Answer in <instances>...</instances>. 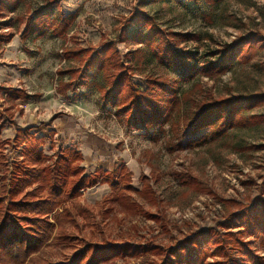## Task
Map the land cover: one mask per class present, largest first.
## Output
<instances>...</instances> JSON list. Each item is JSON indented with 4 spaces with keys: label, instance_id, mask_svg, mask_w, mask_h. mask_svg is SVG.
I'll use <instances>...</instances> for the list:
<instances>
[{
    "label": "rangeland",
    "instance_id": "374dc122",
    "mask_svg": "<svg viewBox=\"0 0 264 264\" xmlns=\"http://www.w3.org/2000/svg\"><path fill=\"white\" fill-rule=\"evenodd\" d=\"M44 1L14 0L13 11L7 17L0 16V34H14L11 42L0 45V115L5 126L0 136V162L2 158L10 164L22 160L21 150L28 140L24 131L29 128L36 139L46 138L45 143L28 140L27 145L43 149L48 165L54 166L61 148L74 147L83 153L87 174L99 168L113 172L124 167L135 189L126 194L131 203L121 206L113 199L123 182L112 187L111 179L68 203L78 221V227H68L74 246L48 251L50 264L69 262L88 242L120 247L147 243L150 249L187 245L195 233L228 217L236 221L246 208L264 209V0H61L63 15L74 16L69 35H32L24 41L26 21ZM135 13L143 18L131 20L122 36L124 20ZM5 22H11L8 29ZM153 25L177 48L172 67L154 54L158 41L150 46L146 40ZM239 36H252L256 41L251 61L235 62L221 77L205 74L203 70L219 62L224 47ZM152 37L155 41L156 36ZM105 42L114 45L124 63L133 67V81L140 89L146 87L148 76L161 77L171 85L178 99L174 119L181 124L202 105L219 99L247 96L248 106L229 129L220 130L221 122H217L196 131L191 138L197 143L184 150L170 144L173 133L169 126L164 132L157 128L128 130L116 107L105 103L98 91L104 85L101 73L94 75V70H89L94 83L78 94L57 93L58 70L67 72L74 67L72 59L63 57V50L97 48ZM15 89L25 91L29 100L11 98L8 94ZM52 130L55 135L50 138ZM17 134L23 145L14 147L16 141L7 144ZM4 170L0 165V177ZM142 175L153 177L157 201L136 192L142 188ZM185 176L193 182H184ZM141 211L159 217L150 219ZM218 230L224 235L228 231ZM229 230L239 234V239L264 261L263 224L256 234L239 226ZM214 250L210 248L204 264L224 260ZM225 252L237 260L236 264H250L237 250ZM170 259L175 261L173 256ZM153 261L160 263L149 251L139 257L124 254L105 264Z\"/></svg>",
    "mask_w": 264,
    "mask_h": 264
},
{
    "label": "trees",
    "instance_id": "16d2710c",
    "mask_svg": "<svg viewBox=\"0 0 264 264\" xmlns=\"http://www.w3.org/2000/svg\"><path fill=\"white\" fill-rule=\"evenodd\" d=\"M60 2L61 0H45L42 5L34 9L33 16L25 24L22 36L24 41L32 35L42 37L51 33L59 38L69 35L74 16H64ZM14 5V0H0V16L7 17L8 13L13 11ZM142 18L140 13H135L129 20L125 19L122 36L126 35L131 20ZM21 20L25 21L23 18ZM10 23L5 22L3 25L8 29ZM156 27L154 25L149 27L146 34L148 39L146 37L145 39L150 46L158 41L154 45L158 47L154 48V54L162 56V61L172 67L177 61V48L168 44L166 35ZM152 36H156L155 41L152 40ZM13 38L12 32L1 33L0 45L11 42ZM255 48L256 41L252 36H239L224 47L225 53L221 60L209 64L203 72L209 76L221 77L227 74L235 62L249 63ZM62 53L64 58L74 61V67L67 72L58 70L57 93L60 96H68L69 92L78 94L83 88L91 87L94 83L93 76L101 73L104 85L99 86L98 91L105 103L112 102L116 107L117 116L128 130L157 128L160 132H164L165 127L169 126L173 133V141L170 144L174 148L184 150L188 146L195 145L197 141L191 138L193 134L212 123L221 122L218 126L220 130L229 129L250 101L247 96L219 99L208 106L202 105L198 112L193 113L192 117L181 124L174 119V105L178 99L175 98L174 92H171V85L161 77L148 76L146 87L140 89L133 81V67L124 63L122 54L114 45L105 42L97 48L76 46L65 48ZM177 64L179 66L180 61ZM91 69L94 70L93 76L89 74ZM65 74H68L67 79ZM8 95L14 100L27 101L30 98L20 89L12 90ZM202 103L205 104V101ZM1 121L0 115V136L5 127ZM182 128L186 131L183 132ZM24 135L33 143L46 142V138L43 137L36 139L29 128L24 131ZM53 135H55L54 130L50 132V138ZM15 141L14 147H21L24 143L17 134L16 139L7 141V144ZM27 143L21 150L22 160L10 164L2 158L0 162V165L5 167V174L0 177V264H50L47 261L48 251L53 248H73V237L68 227H78V221L67 204L81 198L85 190L97 184L107 183L111 179L109 184L112 187L123 182L121 184L123 188L113 199L121 206H124V202L131 203L126 194L135 191L131 185V176L124 167L117 168L113 172L99 168L87 174L83 166V153L74 147L61 148L54 166H51L47 164L49 157L43 149L38 145L30 148ZM1 150L3 151V148ZM184 179V182H193L189 176H185ZM140 181L142 188L136 192L145 198L157 201L153 190V177L142 175ZM35 184L36 187L33 188ZM34 205L36 208L33 210ZM141 212L150 219L159 217L154 216L151 211ZM238 216L237 222L228 217L217 226L195 233L193 238L188 240L187 245L171 246L169 249L155 246L150 249L147 243L139 247L129 245L120 247L88 242L85 249L76 253L75 258L58 264H105L124 254L139 257L143 252L149 251L154 253L160 262L153 261L150 264H204L211 254L210 248L215 249V255L224 256V260L218 264H236L237 260L225 252L232 250L241 252L250 264H264V261L251 251L249 244L239 239V234L229 230L231 226H239L244 227V231L249 234H256V231L261 229V224L264 225V209L255 208L253 211L246 208ZM218 228H225L228 231L224 235ZM171 256L175 261L170 259Z\"/></svg>",
    "mask_w": 264,
    "mask_h": 264
}]
</instances>
